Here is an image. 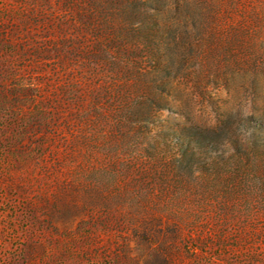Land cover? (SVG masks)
<instances>
[{
	"label": "rangeland",
	"instance_id": "1",
	"mask_svg": "<svg viewBox=\"0 0 264 264\" xmlns=\"http://www.w3.org/2000/svg\"><path fill=\"white\" fill-rule=\"evenodd\" d=\"M0 264H264V0H0Z\"/></svg>",
	"mask_w": 264,
	"mask_h": 264
}]
</instances>
